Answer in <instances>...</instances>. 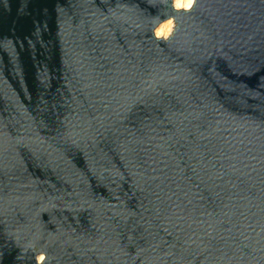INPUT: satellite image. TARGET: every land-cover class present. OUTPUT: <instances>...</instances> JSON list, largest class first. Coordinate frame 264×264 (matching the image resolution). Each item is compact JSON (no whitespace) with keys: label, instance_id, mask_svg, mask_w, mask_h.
Returning <instances> with one entry per match:
<instances>
[{"label":"water","instance_id":"obj_1","mask_svg":"<svg viewBox=\"0 0 264 264\" xmlns=\"http://www.w3.org/2000/svg\"><path fill=\"white\" fill-rule=\"evenodd\" d=\"M40 251L264 264V0H0V264Z\"/></svg>","mask_w":264,"mask_h":264},{"label":"clouds","instance_id":"obj_2","mask_svg":"<svg viewBox=\"0 0 264 264\" xmlns=\"http://www.w3.org/2000/svg\"><path fill=\"white\" fill-rule=\"evenodd\" d=\"M197 0H171V7L177 11L190 12L196 5ZM176 28V20L173 16H168L166 19L160 21L153 29L152 36L157 41H167L173 35ZM51 264V258L44 251H40L35 256V264Z\"/></svg>","mask_w":264,"mask_h":264}]
</instances>
